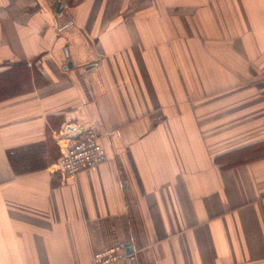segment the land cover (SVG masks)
I'll list each match as a JSON object with an SVG mask.
<instances>
[{"label":"crops","instance_id":"obj_1","mask_svg":"<svg viewBox=\"0 0 264 264\" xmlns=\"http://www.w3.org/2000/svg\"><path fill=\"white\" fill-rule=\"evenodd\" d=\"M21 63L44 82L0 102V264H264V154L216 161L264 144V0H0ZM87 126L104 160L62 180Z\"/></svg>","mask_w":264,"mask_h":264},{"label":"built area","instance_id":"obj_2","mask_svg":"<svg viewBox=\"0 0 264 264\" xmlns=\"http://www.w3.org/2000/svg\"><path fill=\"white\" fill-rule=\"evenodd\" d=\"M100 135L93 126L67 128L58 139L59 158L52 172L62 180L74 181L79 173L96 168L104 160V149L99 141ZM124 246L112 245L95 251L92 264H127Z\"/></svg>","mask_w":264,"mask_h":264},{"label":"trees","instance_id":"obj_3","mask_svg":"<svg viewBox=\"0 0 264 264\" xmlns=\"http://www.w3.org/2000/svg\"><path fill=\"white\" fill-rule=\"evenodd\" d=\"M42 77L43 76L40 74L39 70L24 63L3 67L0 70V102L2 103V101L28 92L32 86L44 82V78ZM14 154H16L15 150L8 151L9 159L16 162L18 157ZM263 154L264 144L255 143L246 146L245 148L243 147L236 151H231V153L217 158L216 161L218 164L228 168L244 162L259 159L263 157ZM58 158L59 153L57 160Z\"/></svg>","mask_w":264,"mask_h":264},{"label":"water","instance_id":"obj_4","mask_svg":"<svg viewBox=\"0 0 264 264\" xmlns=\"http://www.w3.org/2000/svg\"><path fill=\"white\" fill-rule=\"evenodd\" d=\"M61 4L59 3L57 6L59 7ZM68 66H71V64H68ZM126 252H127V254L129 253H131L132 252V249H131V247H127L126 248Z\"/></svg>","mask_w":264,"mask_h":264}]
</instances>
